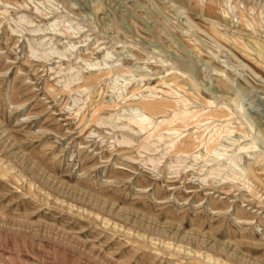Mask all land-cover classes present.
Masks as SVG:
<instances>
[{"label":"rangeland","instance_id":"1","mask_svg":"<svg viewBox=\"0 0 264 264\" xmlns=\"http://www.w3.org/2000/svg\"><path fill=\"white\" fill-rule=\"evenodd\" d=\"M0 264H264V0H0Z\"/></svg>","mask_w":264,"mask_h":264},{"label":"bare ground","instance_id":"2","mask_svg":"<svg viewBox=\"0 0 264 264\" xmlns=\"http://www.w3.org/2000/svg\"><path fill=\"white\" fill-rule=\"evenodd\" d=\"M151 106V104H149V107ZM148 114L150 115V113H148V110H145V108L140 107V114L139 115H132L128 118V120L133 121V122H144L146 121L148 118Z\"/></svg>","mask_w":264,"mask_h":264}]
</instances>
